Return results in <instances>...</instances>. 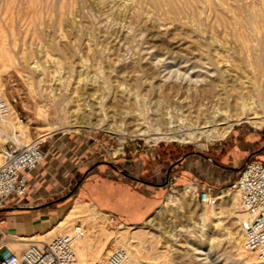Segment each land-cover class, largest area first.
I'll use <instances>...</instances> for the list:
<instances>
[{"label": "bare ground", "instance_id": "1", "mask_svg": "<svg viewBox=\"0 0 264 264\" xmlns=\"http://www.w3.org/2000/svg\"><path fill=\"white\" fill-rule=\"evenodd\" d=\"M17 1L20 3V8L18 9H21L22 18L27 25L29 23L25 15L27 12L29 14V11H31L33 15V24L36 27L38 25L42 26V24L45 23L43 22V14L45 11L49 13L52 10L57 12L55 24L59 25L61 21H64L65 25L75 26V23L77 24L76 21L79 20L77 17L82 15L65 14L66 10L69 12L76 6L77 9L81 11V8H84L87 2L92 0H57V3L49 5L50 8L47 3H45L47 1L44 0ZM17 1L16 4L18 5ZM197 1L202 3L200 6H202V10L207 11V14L208 11L211 13V9L214 8L216 11L214 12L213 10V12L216 14L218 11L220 17L224 16L223 10L225 13V9L227 10L228 6L229 9L233 7L231 5L238 6V9L245 8L246 13L243 11L244 14H242V12L239 13L238 10V13L231 16L234 26L231 25L232 29L224 27L220 32L227 34L228 31L231 30L234 37L240 40L243 46L248 47V52H251L253 49V47H250L253 44L251 43L253 40L252 36L256 35L258 31L264 30V0H256V2H254L257 3L260 8L255 7L253 1L248 0H230L231 2L228 0H113V5L111 6L112 18H121L128 23V26H135V28L137 27L138 30H141L142 34H145L143 33L144 30L148 31L147 40L150 43L156 41L159 42V44L180 46L185 42L186 37H188L190 40H197L203 44L201 48L205 56L202 55L204 57H199L197 60L190 61L191 59L178 58L175 56L165 58L159 54V51L156 52L153 57L152 54L146 57L142 55L106 57L100 51L97 57L87 59L82 57L79 48L78 52L80 54H78V56H80L82 68L74 70L73 64L71 63L69 65V69L74 70L76 76L74 80L75 85L71 88L74 89L77 84L81 83L89 91L79 98L81 102L72 104L73 108L66 115L67 120L65 126H84L90 129L114 133L120 138V142L123 141V137L126 134L135 137H147L148 140H181L190 142L202 136L209 140L223 138L235 124L241 121H247L256 127L264 123V119H261L264 115H261V113L259 114L257 109H255V103L249 99V92L252 86L246 76L249 74L245 72L246 66L241 63L242 59L239 60L236 54L231 56L230 61L227 57V60L221 58L220 50L223 46V39L221 38V40L218 38L219 31L215 29L217 27H213V22L201 26L198 20H196L198 22H193V20L190 22L188 19H185L184 13L186 14L187 12H194L195 10L201 9H195L198 3L196 4L197 6L194 3ZM12 2L13 0H0V4H3V7H8ZM4 9L6 10L7 8ZM207 14V19H209L210 14ZM200 15L203 16L202 13ZM200 15L197 17H200ZM192 17H194V15ZM192 17L190 16V19ZM215 17L216 15L213 18ZM94 18L98 21L97 17L94 16ZM183 18L185 20H183ZM41 26H39V28ZM58 28L59 27L56 26L50 36L48 35L51 42L57 46L59 52H63L62 54H64V52L66 53L65 50H67V52L76 53L77 51L72 46L73 40L82 43L81 37L83 36H74L66 33L61 34ZM207 28L209 30H207ZM36 30L37 28H35V31ZM207 31H209V35L206 34ZM35 35H37V38L47 36L43 31L38 30ZM110 38H112V36H110ZM45 39L49 40L48 38ZM114 40L116 39L114 38ZM259 43L260 45L264 44V34L262 33L259 35ZM143 48V46L137 44L129 49L140 51ZM254 48L256 49V47ZM240 51H242V49ZM251 57H255V60L251 61ZM251 57L248 59L249 62H246H248V65H251L250 67H256L254 71L252 68L249 70L250 73L251 69L255 73V69L258 67L259 54H254ZM7 60L11 59L9 58ZM260 62L261 60L259 64ZM14 64L17 71L20 73L25 71L29 72L31 68L33 69L36 66L35 64L30 65V62L23 61ZM7 66L6 64V68ZM259 67V69L262 70L261 66ZM37 71H39V69ZM81 71L86 72L84 77H81ZM248 76L251 78L250 75ZM147 77H150V79ZM251 81L254 83L253 80ZM63 83L65 82H62V84ZM252 88H254V86ZM142 90L151 91L152 96L149 98L144 97L145 95L143 96L141 93ZM182 93L189 94V98L187 99L183 96L185 99L184 103L181 100ZM0 98L5 99L4 85L1 79ZM163 101L166 103L173 102L174 105H179V113L175 111L180 115V121L177 124L172 125V122L176 121L173 120L172 114H168V116L165 117L160 113L162 110L157 111L159 105H161ZM149 105H151L152 108L153 106L155 107L153 108V113L148 111ZM84 117L89 118L84 124L77 121ZM92 119L93 121H91ZM117 121L119 123H117ZM180 123L183 125H180ZM122 124L125 125L126 129L128 127L133 128L129 131H125V128H122ZM5 130L11 132L12 134L11 136L9 135V137H12L19 144H28L26 142L28 137L27 127L21 124L17 112L14 109H11L7 117L0 118V131L2 132ZM53 130L56 129L49 127L42 135L46 136ZM13 132L15 133L14 135ZM3 134H5V132ZM121 146L120 143L119 149H116L115 152L120 150ZM186 186L187 187H185L180 195L186 196L189 193L191 196H194V184ZM223 192V190L217 192L216 203L203 204L201 206L197 214V219L191 220L172 230L165 229L163 227L165 224L162 225L163 223L158 226L155 224L158 227V232H160L158 234L130 224L125 226L122 224L119 225L118 230H116L117 232L114 233V230L112 231L104 226L103 222L105 219L103 221V213L96 216L94 206L89 207L87 202L80 200H74L64 216L54 226L50 229L48 228V231L45 233L39 232L41 235L38 234L41 237L40 240H46V238H49L53 233L56 235L63 232L69 233L74 225L73 223L71 229L68 228L71 221L75 217H82L83 222H87L89 226L84 229V235L74 241L77 264H105L106 260H104L102 254L104 253L106 242L112 237L113 241L111 247L122 248L126 253L124 264H143L142 259L145 264H171L172 262L168 256V250H159L157 246L160 239L167 243L166 245L170 247L169 250L174 253V258L180 259V261H184L190 256L187 250L181 253L178 246L182 245L181 241L190 244L192 253L194 254L192 257H194V259L192 262L188 261L187 264H190V262L191 264L193 262L198 264H217L213 257L217 252V249H214V245L224 244L229 247L231 252V260L228 264H264V259L259 258L255 251L243 248V235L240 224L243 213L241 210L239 211L234 208L235 205L233 204V200H235V197L231 198L232 201L224 199L226 195ZM182 196L180 198L173 194H167L164 200L165 207L171 208V206H176L182 208ZM223 201L231 205L229 213L234 214L233 217L236 218V220L232 222H238L240 224L239 229L224 226L223 218H226V216L222 209ZM81 225L84 226L83 224ZM218 236L219 238H217ZM190 237H194L195 240L191 241ZM208 238L210 239V243L207 242ZM19 239L26 241L27 237H20ZM14 243L15 242H7V245H17ZM26 244L25 242V244L22 245ZM107 249L106 254H109L111 248Z\"/></svg>", "mask_w": 264, "mask_h": 264}, {"label": "rangeland", "instance_id": "2", "mask_svg": "<svg viewBox=\"0 0 264 264\" xmlns=\"http://www.w3.org/2000/svg\"><path fill=\"white\" fill-rule=\"evenodd\" d=\"M16 1L17 0H13L11 5H9L8 7L5 6L3 7V4H0V69H1L0 79L4 85L5 99L11 105V109H14L17 112V116L19 117L21 124L27 127L28 130V137L26 140L27 143H29L34 139H41L42 141H44L43 142L44 148H47L48 146H53L54 149L56 150V143L59 139L65 138L67 140L69 139L77 140L88 146L91 152L97 153L98 155L97 161L100 160L109 161L113 163L115 166L122 169L124 172L133 173L132 171L129 170V168L126 165H119L117 163L112 162L111 160L115 159L119 161V159L122 157L131 158L132 155L150 152L151 150L153 151V149H156L159 152L161 158L167 159L168 161L171 162L170 165H172L175 160H177L187 152L197 151L199 153H204V154L215 153L216 148L220 145V143L224 142L227 139V137H229V135L233 133V131L236 129H241L242 131H245L247 134H258L260 137L264 138V123L256 127L255 125L250 124L247 121H241L235 124L232 127V129L223 138L209 140L206 137L202 136L190 142H184L181 140H156V139L148 140L147 137H143V136L135 137V136H131L130 134H126L124 136L125 138L123 137V141L120 142V138L114 133H109L103 130L90 129L84 126H72V127L65 126V122L67 120L66 115L73 108L72 104H74L75 102H81V99L79 98L85 95L86 92L89 91L81 83L77 84L76 88L74 89L71 88L73 87V85H75L74 80L76 79V76L74 70L75 69L78 70L82 68L80 62V56H78V54L81 53L82 57L87 59L92 57H97L100 51L106 57L138 56V55H142L146 57V56H151V54L153 57L155 56L156 52L160 51L159 54L165 58H170L175 56L178 58L191 59L190 61H193V60H197L199 57L202 58L205 56V53L201 48L203 44H201V42L197 40L194 41L190 40V38L188 37H186L184 42L187 45L183 43L180 46H174V45L170 46L167 44H161V43L159 44V42L156 41L150 43L147 40L148 31L144 30L143 33L145 34H142L141 30H138L137 27L135 28V26H131V25L130 28V26H128V23L122 20L121 18L118 17L116 19L112 18L113 14H112L111 6L113 5V0L88 1L85 7L81 8L83 10V11L81 10L82 12L79 11L76 6H74V8L69 12L68 10H66L65 14L70 13L76 16L78 14L82 15L80 17L79 16L77 17V19L79 20L76 21L77 24L75 23V26L65 25L64 21H61L59 25L55 24L57 12H55L54 10L50 11L49 9L50 11V12L48 11L49 13H46L45 11V13L43 14V22L45 23H43L42 26L38 25L36 27L33 24V20H32L33 15L31 14L32 12L29 11V14L27 12V14L25 15L26 16L25 18L29 23L27 25L25 20L22 18V11L20 12L21 9L20 10L18 9L20 8V3L19 1H17L18 3L17 5ZM44 1H47L45 3H47L48 6L52 5V3H57V0H51V1L44 0ZM228 1L231 2L230 0ZM248 1H253V3L256 2V0L255 1L248 0ZM194 4L195 5L197 4L199 6L198 7L196 5L197 7L195 9L202 7L200 6L202 5L200 1H197ZM253 5L257 8H260L257 5V3H254ZM231 6H233L232 7L233 9L232 8L229 9L228 6L227 8L228 11L225 9V13H224L223 10V15H224L223 17H220L218 11L215 14L214 12L216 10L214 8L211 9V13L210 11H208V14H210L209 19H207L206 16L207 11L202 10V8L198 9L201 11L195 10L194 12H187L186 14L184 13L183 15L185 19H188V21L190 22H192V20L193 22L199 21L198 23H200L201 26H204L209 22L211 23L213 22L212 23L213 27L214 28L217 27L215 29L219 31L218 38L223 39V40L221 39L223 41V46L222 49L220 50L221 58L224 60L225 59L227 60V58H229L228 60L230 61L231 56L233 54H236L239 57V60L242 59L241 63L246 66L245 72L246 73L248 72L249 74L248 73L247 74L251 76V78H249V76L246 75L247 79L249 80L251 86L252 87L254 86V88L251 87V90L249 92V97H250L249 99L255 103L256 105L255 109H257L259 114L261 113V115H264V102H262L264 101V47H262L264 46V44L260 45L259 43V35L261 33L264 34V30L258 31L257 34L254 35L256 37L252 36L253 40L251 41V43L253 44L252 46H250L253 47L254 49L251 50L252 53L248 52L249 51L248 47L243 46L240 40L234 37L231 30H229L227 34L220 32V30L224 27L232 29L233 24H232L231 16L235 13H238V10L239 13L242 11L246 13L245 8L238 9L237 8L238 6L236 5H231ZM4 8L7 9L5 10ZM243 12L242 14H244ZM201 13L203 16L200 15ZM197 14L200 15V17H197L198 16ZM44 15H45V19H44ZM185 15L187 16V18ZM189 15L191 17L194 15V17L190 19ZM213 15L214 16L216 15V17L213 18L214 17ZM94 16L98 18V21H96ZM197 18H199L200 20ZM185 19L183 18V20ZM39 26L41 27L39 28ZM56 26L59 27L58 30L61 31V34L66 33L70 35L72 34L74 36H79V35L80 37L83 36L81 37L82 43L73 40L72 46L77 51L76 53H72L70 51L67 52V50H65L66 53L64 52L65 54L64 55L62 54L63 52H59L57 46L53 42H51L48 35L50 36V34L53 32ZM120 26L123 28H121ZM71 27L72 28L75 27V28L72 29ZM35 28H37L38 31H43L47 36L42 38H37V35H35L37 30L35 31ZM76 28L79 31H77ZM207 30L209 29L207 28ZM206 34L209 35V31H207ZM110 36H112V38H110ZM45 38H48L49 40ZM114 38L116 40H114ZM137 44H140L144 48L140 51H133L129 49L130 47L135 46ZM254 47H256V49ZM79 48H80V53L78 52ZM241 49L242 51H240ZM246 54H248L249 56ZM250 54L252 55L259 54V61L261 60L260 64L259 61L257 60L258 70L255 69L256 74L253 72L254 68L256 67L254 66L250 67L251 65L247 64L249 62L248 59H250V57L252 56ZM9 58L11 60H7ZM252 60L254 61L255 57H251V61ZM19 61L30 62V65L35 64L36 66L33 69L31 68L30 69L31 71L29 72L25 71L23 73H20L17 71L16 66L14 64ZM71 63L73 64L74 70L69 69L70 68L69 65ZM6 64L8 65L7 68H6ZM259 66H261L262 70L259 69L260 68ZM2 68L5 70H3ZM250 68L253 69V71L251 69V73L249 71ZM38 69L39 71H37ZM81 72H82L81 77H84L86 75V72L83 71ZM147 78L150 79V77ZM251 80H253L254 83ZM62 82L65 83L62 84ZM144 91L145 90L141 91L142 95L143 96L145 95L144 97L149 98L152 96L151 91H145V92ZM188 95L189 94L182 93L181 100L183 101V103L185 102L184 101L185 99L189 98ZM183 96L185 97V99ZM149 106L150 109L148 108V111H151V113H153L154 111L153 108L155 107L153 106L152 108L151 105ZM111 108H115V107H111ZM160 110L164 112L163 113L161 111L160 113L165 117L168 116V114H172L173 120L174 121L176 120L175 122H172V125H175L180 121L179 120L180 115L178 114L179 113L178 104L174 105L173 102L166 103L165 101H163L162 104L159 105L157 111ZM175 111L178 113H176ZM88 119L89 118L84 117L82 119H78L77 121H80L81 124H84V122H86ZM261 119H264V117H262ZM91 121H93V119ZM117 123L119 122L117 121ZM180 125L183 124L180 123ZM47 127L48 128L53 127L56 130H53L46 136H43L42 134H44L45 131H47L48 129ZM123 127L125 128L124 124H122V128ZM132 128L133 127L131 128L128 127L127 129L125 128L124 130L129 131ZM2 132L3 133L5 132V134H3ZM2 132L0 131V143L5 142L8 139L9 135L11 136L12 134L11 132L6 130ZM120 143L122 145L121 149L115 152L116 149H119ZM117 177L123 179L125 183L129 182V180L123 177L122 174L118 173L117 171H112L107 166L104 167V170H100V169L93 171L92 169L87 170L83 175H81L80 179L76 182L71 194L73 193L74 190L77 189L78 186L82 185V183H85V185H88V187H90V191H89L90 197L88 199L78 198L76 196L72 197L69 195L62 200H57L56 202L62 201L61 204L55 206V210L51 211L49 216L48 215L45 216L44 218L45 223H43L41 227L34 230L26 231V233H16L14 231L13 233L8 232V238L3 239V243L7 241L21 243L23 241L19 239L20 237L21 238L27 237V240L25 241L27 244L33 241H43V242L48 241L56 234L55 233L51 234L49 238H46V240H40L41 233L39 232L45 233L46 231H48L47 230L48 228L50 229L52 226H54L64 216L70 203L76 198L77 200L87 202L89 204L88 205L89 207L94 206L95 209L94 212L96 216H99L101 213H103L104 214L103 221L105 219V221L103 222L104 226L112 231L114 230L113 231L114 233L117 232L116 230H118L119 225L122 224L125 226L127 224H130V225H135L138 228H142V229L144 228V230L153 232L154 234H158L160 233L158 232V227H157L159 224L163 223L162 225L165 224L163 226L165 229L172 230L179 227L180 225H184L189 221L198 218L197 214L203 203L197 201L194 198V196L193 195L191 196V194L189 193L186 196L180 195L184 191L185 187H187L186 185H190L189 182L179 183L171 187H167L165 189L159 191H153V192H151L148 189H145L143 186L141 187L139 184H134L135 190L133 188L128 189L126 185L121 184L122 187L120 188L125 187L124 189L125 192L123 191V189H121V192L125 194L123 201L124 203L122 202L123 203L122 207H124V204L127 205V203L131 201L132 199L131 194H135L136 211L131 215L127 213H125V215L118 214L117 211H113L111 209L113 199H111L110 196L112 192L113 184L116 186V188H118L117 182L115 183L114 180ZM236 177H237V173H234V177L231 179V181L228 182L226 186H224L223 193L226 195L224 199L227 200L229 199L230 201H232L231 198L235 197V200H233L234 201L233 204L235 205L234 208L240 211L237 191L233 188L231 189L227 188V186L231 184L236 179ZM106 190H108L109 193ZM69 192L70 191L65 190L62 196L66 195ZM167 194H173L180 198L182 196L183 207L178 208L176 206L175 207L171 206L170 208L166 206L167 207L166 209L164 205V200ZM16 198L17 197L15 196L9 197L4 202L3 206L0 207V209L4 207L17 206L15 203ZM230 206L231 205L228 202H224V201L222 202V209L224 211V215L226 216V218H223L224 226L230 228L234 227L235 229L236 228L239 229L241 223L239 224L238 222H232L236 220V218L233 217L234 214L229 213ZM15 215L16 212L13 210H0V220L1 217L12 216L11 220L15 221L16 219ZM77 222L83 224L84 229L87 228V226H89L87 222H83L82 217L80 218L75 217L71 221V224H69L68 228L71 229L73 223L75 224ZM190 238L191 241L195 240L194 237H190ZM217 238H219V236ZM112 241H113V237L109 238L108 241L106 242L104 248L105 254L104 253L102 254L104 260H106V257L108 255L106 254L108 250L107 248H111V250L113 249L111 247ZM207 242L210 243L209 238L207 239ZM27 244L20 246L11 245L10 247L14 253H20L27 246ZM166 244L167 243H165L163 240L160 239L157 246L159 250H168V256L173 264H187L188 261L192 262V260L194 259V257H192L194 254L192 253L190 244L181 241V244L183 246L182 245L178 246V248L181 250V253H183V251L185 250L189 252L190 257L185 259L184 261H180V259H175L174 253H172L169 250L170 247L167 246ZM214 247H215L214 249H217V252L215 251L216 254H214L213 257L215 258L217 264H228V262L231 260L230 258L231 252L229 247L226 244L217 245V246L214 245ZM142 263L145 264L143 262V259H142ZM163 264H167V263H163ZM192 264H198V263L193 262Z\"/></svg>", "mask_w": 264, "mask_h": 264}, {"label": "crops", "instance_id": "3", "mask_svg": "<svg viewBox=\"0 0 264 264\" xmlns=\"http://www.w3.org/2000/svg\"><path fill=\"white\" fill-rule=\"evenodd\" d=\"M43 149L46 148L43 147ZM205 156L214 157L212 158L214 161L208 160ZM97 158V153L91 152L84 143L73 139H59L56 143V150L54 149L52 153L46 151L43 161L27 173V193L17 196L15 200L17 207H23L13 210L16 212L15 221L11 220L12 216L1 217L3 239L8 238V232L26 233V231L41 227L45 223V216H49L50 212L55 210V206L61 204L62 201L56 202V199L62 196L65 190L72 191L81 175L89 169L104 170L107 166L129 180L130 183H125L121 178L114 179L118 188L113 184L110 196L113 199L111 208L113 211H117L120 215H125V213L131 215L136 211V196L131 194V201L122 207L125 194L121 192V189L125 192V187L120 188L121 184L134 190V184H139L151 192L187 182L195 183L198 188L208 184L218 189L226 186L234 177V173L238 175L239 169L248 158H256L264 162V138L258 134H247L241 129H236L224 142L220 143L215 153L187 152L183 154L174 161L168 179L167 171L171 162L162 159L156 149L132 155L131 158L122 157L119 159L120 162L115 159L111 160L119 165H126L133 173L123 174L107 164V161H97ZM89 191L90 187L82 183L70 196L88 199ZM106 191L109 193L108 190ZM7 242H4L0 251L2 255L13 251ZM14 244L20 246L25 244V241Z\"/></svg>", "mask_w": 264, "mask_h": 264}, {"label": "built area", "instance_id": "4", "mask_svg": "<svg viewBox=\"0 0 264 264\" xmlns=\"http://www.w3.org/2000/svg\"><path fill=\"white\" fill-rule=\"evenodd\" d=\"M11 105L0 98V118L7 117ZM15 133L13 132V135ZM41 139H34L28 144H19L12 137L0 143V207L9 197L22 196L27 193L26 175L36 168L44 159L46 151L52 153L53 146L43 149ZM194 184V198L203 204L217 202V192L224 190L212 185L198 188ZM238 194L239 208L243 213L241 220L242 245L264 259V162L248 159L239 169L236 179L227 186ZM0 220V251L3 248L4 232ZM84 235V228L75 223L69 233L53 236L50 240L33 241L19 253L10 251L7 255L0 253V264H77L74 241ZM126 253L122 248H113L107 255V264H124Z\"/></svg>", "mask_w": 264, "mask_h": 264}, {"label": "water", "instance_id": "5", "mask_svg": "<svg viewBox=\"0 0 264 264\" xmlns=\"http://www.w3.org/2000/svg\"><path fill=\"white\" fill-rule=\"evenodd\" d=\"M192 153H199V152H197V151H192ZM208 160H211V161H214L211 157H209V156H205ZM250 158V157H249ZM248 158V159H249ZM247 159V160H248ZM246 160V161H247ZM107 164H109V165H111L113 168H115L116 170H118L119 172H121V173H123V174H125V172L122 170V169H120L119 167H117V166H115L113 163H111V162H106ZM174 165V163L168 168V171H167V179H168V175H169V172H170V170H171V168H172V166ZM167 179H166V182H167ZM71 192L72 191H70L69 193H67L66 195H64V196H61V197H59L58 199H56V201L57 200H62V199H64V198H66L67 196H69L70 194H71ZM17 208H23V207H17V206H10V207H4V208H2V209H0V210H15V209H17ZM25 208H27V207H25Z\"/></svg>", "mask_w": 264, "mask_h": 264}]
</instances>
